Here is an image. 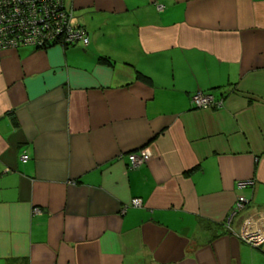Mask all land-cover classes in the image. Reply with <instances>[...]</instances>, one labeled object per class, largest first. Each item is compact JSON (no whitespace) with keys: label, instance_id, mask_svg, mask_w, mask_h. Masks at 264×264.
<instances>
[{"label":"crops","instance_id":"crops-1","mask_svg":"<svg viewBox=\"0 0 264 264\" xmlns=\"http://www.w3.org/2000/svg\"><path fill=\"white\" fill-rule=\"evenodd\" d=\"M67 1L88 47L0 52V264H264V0Z\"/></svg>","mask_w":264,"mask_h":264},{"label":"built area","instance_id":"built-area-1","mask_svg":"<svg viewBox=\"0 0 264 264\" xmlns=\"http://www.w3.org/2000/svg\"><path fill=\"white\" fill-rule=\"evenodd\" d=\"M0 10V52L22 47L45 50L52 46L65 48L80 44L86 48L89 45L84 27L73 22V10L67 0H0ZM192 102L197 109H218L223 105L222 100L216 102L211 94L202 92L195 94ZM127 158L128 167L134 169L144 164L149 156L141 151ZM27 159L26 155L21 157L23 162ZM251 185V182L237 184L239 190ZM246 204L245 198L238 197L228 223L245 210ZM131 205L141 207L142 202L135 199ZM239 238L254 247L264 243V212L244 221Z\"/></svg>","mask_w":264,"mask_h":264},{"label":"trees","instance_id":"trees-1","mask_svg":"<svg viewBox=\"0 0 264 264\" xmlns=\"http://www.w3.org/2000/svg\"><path fill=\"white\" fill-rule=\"evenodd\" d=\"M1 11V10H0ZM3 12V11H2ZM75 18V17H74ZM74 24L76 23L75 19L73 20ZM76 46V45H72L71 47ZM65 48H69L68 46ZM100 63L104 64V65H111L109 60L105 59V58H100Z\"/></svg>","mask_w":264,"mask_h":264},{"label":"rangeland","instance_id":"rangeland-1","mask_svg":"<svg viewBox=\"0 0 264 264\" xmlns=\"http://www.w3.org/2000/svg\"><path fill=\"white\" fill-rule=\"evenodd\" d=\"M72 9V8H71ZM76 21V20H75Z\"/></svg>","mask_w":264,"mask_h":264}]
</instances>
